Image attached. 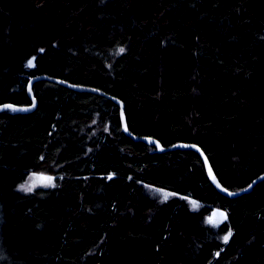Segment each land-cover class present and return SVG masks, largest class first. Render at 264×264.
Masks as SVG:
<instances>
[{
    "label": "trees",
    "instance_id": "obj_1",
    "mask_svg": "<svg viewBox=\"0 0 264 264\" xmlns=\"http://www.w3.org/2000/svg\"><path fill=\"white\" fill-rule=\"evenodd\" d=\"M22 1L0 0V104H30L36 75L102 93L43 79L33 111H0V264H264V180L221 194L199 152L134 140L112 99L131 133L196 144L246 187L264 173V0ZM36 12L54 27L16 47ZM31 174L53 183L21 189Z\"/></svg>",
    "mask_w": 264,
    "mask_h": 264
},
{
    "label": "water",
    "instance_id": "obj_2",
    "mask_svg": "<svg viewBox=\"0 0 264 264\" xmlns=\"http://www.w3.org/2000/svg\"><path fill=\"white\" fill-rule=\"evenodd\" d=\"M43 79H47V80H51L57 83H60L62 85H65L69 88L75 89V90H80V91H92V92H98V93H102L101 91H99L98 89L92 88V87H87V86H82V85H78V84H72L70 82H67L63 79L60 78H56V77H52V76H48V75H36L33 76L27 86V90H28V94L29 97L31 98V103L30 104H25V105H16V104H12L9 102H5V103H1L0 104V111L2 110H7V109H12L15 110L17 112L20 111H24V112H30L33 111L38 104V100L35 96V92L33 90V83L38 81V80H43ZM108 97H110L108 95ZM112 99L114 100L115 103H117L120 107V113H121V121H122V127L123 130L125 131L126 134L130 135L134 140H140V141H144L146 143H151V144H156L158 146V148L160 149L161 152L163 151H168V150H175V149H194L197 152H199V154L202 156L204 164H205V169L207 172V175L209 177V179L211 180V182L214 184V186L219 190V192L225 196H229V197H236L239 195H242L244 193H248L250 191H252L253 187L259 183L260 181L264 180V173L260 174L259 176H257L254 180H252L246 187L241 188L240 190L234 191V190H230L228 188H226L225 186H223L220 181L218 180L207 156L205 155V153L203 152V150L201 149V147H199L196 144L193 143H176L173 144L169 147H163L161 145V143H159L156 139L151 138V137H143V136H137L133 133H131L127 127V123H126V117H125V113H124V108H125V104L124 102L116 97H112ZM213 177H215V179H213ZM218 212H222L225 213L223 211V209L221 208H215L211 214V220H213L214 214L218 213Z\"/></svg>",
    "mask_w": 264,
    "mask_h": 264
},
{
    "label": "rangeland",
    "instance_id": "obj_3",
    "mask_svg": "<svg viewBox=\"0 0 264 264\" xmlns=\"http://www.w3.org/2000/svg\"><path fill=\"white\" fill-rule=\"evenodd\" d=\"M22 5H23L25 12L34 11V7L29 2L23 0ZM36 15L38 17V26L36 27V29L34 31L17 35L15 38L16 47H20V46L25 45V43L34 36L45 35L48 31H50L54 27V25H55L54 22L50 18H48L46 15H44L41 12H36ZM1 35H2V26L0 25V39H1ZM9 58H10V56H9ZM5 63H6V61L3 62L2 64H0V68L3 67L5 65ZM0 97H1V94H0ZM40 176H44V175L43 174H31L27 178V180L21 185H24V186L31 185L32 180L34 178L40 177ZM38 184H36V185H38ZM26 189H27L26 187L23 188V190H26ZM165 196H167V195L164 193H156L155 192V194H154V198H156L159 201H164ZM167 198H168V196H167Z\"/></svg>",
    "mask_w": 264,
    "mask_h": 264
},
{
    "label": "snow or ice",
    "instance_id": "obj_4",
    "mask_svg": "<svg viewBox=\"0 0 264 264\" xmlns=\"http://www.w3.org/2000/svg\"><path fill=\"white\" fill-rule=\"evenodd\" d=\"M121 52L123 51V49L120 50ZM31 63V62H30ZM213 179H215V177H213ZM49 184L51 185L53 183V178L52 177H47V176H40V177H36L32 180L31 185H26L24 187L27 188L28 191H31L33 187H35L36 184ZM167 198V196H165V199ZM226 214L222 213V212H218L214 214L213 223H218L221 220L226 219ZM231 233L228 234V236H225L224 239L227 240L230 237Z\"/></svg>",
    "mask_w": 264,
    "mask_h": 264
},
{
    "label": "clouds",
    "instance_id": "obj_5",
    "mask_svg": "<svg viewBox=\"0 0 264 264\" xmlns=\"http://www.w3.org/2000/svg\"><path fill=\"white\" fill-rule=\"evenodd\" d=\"M21 189H23L24 188V185H20L19 186ZM27 190V189H26ZM28 191V190H27ZM31 191H33V188H32V190ZM31 191H28V192H31Z\"/></svg>",
    "mask_w": 264,
    "mask_h": 264
}]
</instances>
